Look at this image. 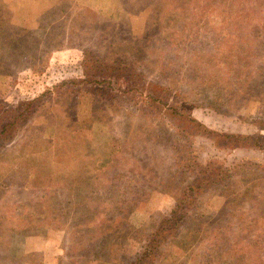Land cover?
<instances>
[{
    "label": "rangeland",
    "instance_id": "rangeland-1",
    "mask_svg": "<svg viewBox=\"0 0 264 264\" xmlns=\"http://www.w3.org/2000/svg\"><path fill=\"white\" fill-rule=\"evenodd\" d=\"M0 20V264H131L184 192L151 264H264V0H0Z\"/></svg>",
    "mask_w": 264,
    "mask_h": 264
},
{
    "label": "trees",
    "instance_id": "trees-1",
    "mask_svg": "<svg viewBox=\"0 0 264 264\" xmlns=\"http://www.w3.org/2000/svg\"><path fill=\"white\" fill-rule=\"evenodd\" d=\"M1 23H2V21L0 20V25H1ZM13 29L21 31L23 28H15L13 26ZM28 30L29 29H27V30L25 29L24 32L17 33V34H18V37L20 36L22 38L21 44H23V45L26 44L25 45L26 51L33 53L32 50L30 49V47L28 46V41H27V40H29V37L31 36V34H29L28 36L25 35ZM17 34H15V35H17ZM3 36H4V33H3V30L1 29L0 37L2 38ZM19 49H20V44L18 46H15V50H18V52H19ZM35 61H37L36 58H35ZM104 67H105V65H104ZM121 70H123V69L120 67V62H116L115 68L112 71L105 69L103 72L102 70H100L99 74L102 72L104 74H107L106 76H108L111 73L117 74V72L121 71ZM129 75L139 76L140 74H135L133 72ZM101 76H105V75H101ZM105 78H103V80H106ZM31 102L32 101H28L25 104L26 107L22 109V106H20L19 104H23V102L20 101L18 104L19 107L17 110H20V109L21 110H20V113H18V114L21 116L27 115L28 111L31 110ZM181 105H182L181 110H183V109L185 110V103L182 102ZM173 109L175 111V108H173ZM5 111L6 112L0 114V124L4 123V122H2L4 117H6L4 114H6L8 112L7 109ZM189 115H190V113L186 112V114H184V117L189 116ZM16 119H17V117L14 116L13 121L5 122L2 125V127H0V146H2L3 143L10 137L11 133L14 132V130H15L14 126H15ZM189 120H190V122H193V118H191L190 116H189ZM225 137L226 138L229 137V138H233V139L238 140L237 137H239V136L229 134V135H225ZM241 139H242V137L240 136V140ZM200 181H201V179H199L197 182H194L191 184L192 186L189 187V189H191V191H192L191 194H195L196 190L201 186ZM197 191H199V190H197ZM184 196H185V192H184L183 196L180 195L179 198L177 199V203H176L177 206L175 207V210L172 211L171 217L163 219V221L161 222V228H159V230H157L156 232H154L153 234L148 236V238L145 240L146 244H145L143 251L138 256H136L134 258V260L131 262V264H148L149 263L148 261H150V264H151L153 262V261H151V259H154V257L156 255H158V253L160 252L159 247L162 245L161 242L164 241V236H163L162 232H165L167 230V228L172 227L173 225L177 226L178 224H180L178 222L179 216L183 214V210L185 211V206L190 205V204H187V202H185Z\"/></svg>",
    "mask_w": 264,
    "mask_h": 264
}]
</instances>
